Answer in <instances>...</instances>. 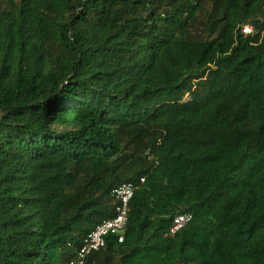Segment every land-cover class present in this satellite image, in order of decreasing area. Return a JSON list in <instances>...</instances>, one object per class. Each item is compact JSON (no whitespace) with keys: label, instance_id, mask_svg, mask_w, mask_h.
Segmentation results:
<instances>
[{"label":"trees","instance_id":"trees-1","mask_svg":"<svg viewBox=\"0 0 264 264\" xmlns=\"http://www.w3.org/2000/svg\"><path fill=\"white\" fill-rule=\"evenodd\" d=\"M264 0H0V264H264ZM141 178H145L141 181ZM192 219L174 235V217Z\"/></svg>","mask_w":264,"mask_h":264},{"label":"built area","instance_id":"built-area-1","mask_svg":"<svg viewBox=\"0 0 264 264\" xmlns=\"http://www.w3.org/2000/svg\"><path fill=\"white\" fill-rule=\"evenodd\" d=\"M261 22H264L263 20ZM264 25V24H263ZM243 35H264V26L256 27L251 22L244 23L239 27ZM145 178H141L144 181ZM137 183L133 181L123 182L112 190V197L115 203V213L112 217L99 222L85 237L82 244L76 250V254L70 259L68 264H87L88 259L93 253L105 246L107 237L115 235L118 241H123L124 231L128 222L130 212V202L137 189ZM192 219V213L185 211L177 214L167 234L174 235Z\"/></svg>","mask_w":264,"mask_h":264}]
</instances>
